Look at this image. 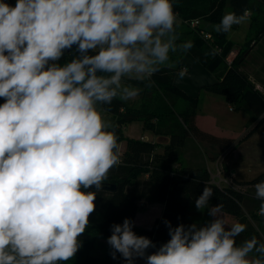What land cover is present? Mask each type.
<instances>
[{"label":"clouds","instance_id":"9594fccd","mask_svg":"<svg viewBox=\"0 0 264 264\" xmlns=\"http://www.w3.org/2000/svg\"><path fill=\"white\" fill-rule=\"evenodd\" d=\"M250 16L226 12L214 29L230 33ZM176 24L172 0H0V264H60L76 255L96 207V192L85 190L99 191L121 163L117 125L104 113L117 98L140 95L127 81L150 86L163 67L175 68L170 53L194 47L177 44ZM73 48L78 55L61 65ZM254 188L264 216V181ZM213 194L206 183L195 200L211 221L165 220L170 239L151 254L156 245L133 231L132 220L111 225L112 258L264 264V241L252 235L237 243L247 225L229 223L223 204L210 206Z\"/></svg>","mask_w":264,"mask_h":264},{"label":"trees","instance_id":"16d2710c","mask_svg":"<svg viewBox=\"0 0 264 264\" xmlns=\"http://www.w3.org/2000/svg\"><path fill=\"white\" fill-rule=\"evenodd\" d=\"M6 2L14 6L16 0ZM172 3L177 18L187 27L189 40L194 44L187 53L216 78L215 82L204 85L202 89L219 95L229 105L242 109L252 122H256L254 129L264 124V118H261L264 117V90H257L241 71L245 65L244 56L251 48L250 44L246 42L243 45L245 48L239 50L228 64L226 60L233 52L234 45L227 39V34L201 26L202 23L212 26L218 24L227 8L238 15L245 9L249 12L256 11L257 6H264V0H172ZM192 21H198V26L191 28ZM254 21L250 19V29L255 25ZM202 32L209 34L211 38H204ZM262 35L264 23L253 42ZM213 49L217 50L215 56L210 55ZM206 53L209 55H205ZM75 55H78L75 48L66 51L59 63L63 65ZM176 73V68L163 67L152 77L154 82L148 87L145 86L147 81H127L141 89L138 105L117 98L106 112L117 125L115 131L119 145L124 143V148L120 151V165L111 169L108 179L103 182V186H115V189L107 190L102 187L97 191L93 186L85 190L96 192L95 211L89 217L85 232L78 238L81 248L71 260L60 264H126L119 253L116 254V259L112 258L111 248H104L101 256L91 253L97 238L107 239L112 234L111 225L122 224L125 218L134 222L139 201L162 205L161 215L150 229L137 228L135 225L133 228L137 235L148 237L156 245V248L148 249L147 254L158 250L170 239L165 220L170 221L173 227L181 223L186 226L192 223L201 226L206 224L188 217L191 205L195 204L206 183L214 192L209 201L210 206L223 204L224 214L247 225V230L237 238V243L252 235L264 241V216L258 215L260 201L255 198L254 188L256 183L264 181V172L247 182H239L249 186L245 187L250 188L249 193H246L239 189L242 187L240 184L239 187L234 184L233 179V186L218 185L205 166L181 162L182 148L188 138L203 144L205 156L211 162L214 155H210L209 149H225L229 147L231 140L212 136L197 128L195 117L199 101L189 97L175 85ZM3 102V98H0V104ZM181 102H185V105L181 106ZM230 109L233 110L231 107ZM133 123H139L142 130L153 135L168 137V142L162 146L161 151H157V144L154 142L126 136L122 129ZM142 260L146 264L145 259Z\"/></svg>","mask_w":264,"mask_h":264},{"label":"rangeland","instance_id":"374dc122","mask_svg":"<svg viewBox=\"0 0 264 264\" xmlns=\"http://www.w3.org/2000/svg\"><path fill=\"white\" fill-rule=\"evenodd\" d=\"M226 12H230L227 8ZM250 19H254L255 25L250 29V22L245 25L233 26L230 33L227 34V39L233 43L234 50L232 55H229L230 61L238 54L239 50H243V46L246 42L250 44L251 48L244 56L245 65L241 68V71L248 77L250 82L254 87L262 91L264 87V35H262L256 42V34L260 29L262 23H264V6H257L256 11L250 12ZM201 26L213 29L214 26L202 23ZM176 34L179 37V43L181 44L190 39L187 34V27L180 22L177 18V24L175 26ZM185 53L176 52L173 53L175 65L181 59ZM139 97L127 101L132 105H138ZM200 105L199 113L201 118L199 120L202 129L212 135L220 137H234L231 140L229 147L225 149H209L210 155L213 154L212 162L206 161L209 165L210 170L214 175L217 170L222 171V175L225 179H233L236 186H240L239 182H247L256 175L264 172V124H261L258 128L254 129L256 122H252L248 115L242 110L233 105H229L223 97L215 94H206L204 92L199 95ZM233 108V110L230 109ZM105 118L110 119L109 115L104 113ZM254 129V130H253ZM124 134L133 136L134 133L139 135L147 136L152 139L151 142L157 144V148L164 145L165 139L163 136H153L151 132L144 131L141 129L139 123H133L126 125L123 129ZM194 145L197 148V152L202 158L207 159L204 153V146L202 143L194 140ZM190 143H187L186 148ZM120 151L122 150L121 145ZM185 148L184 154L182 153L183 161H190L193 164V160H188L189 151L187 152ZM189 148V147H188ZM197 163V164H196ZM185 164V162H184ZM191 165V164H186ZM193 165H203L200 162H194ZM232 182V183H233ZM240 184V185H238ZM222 185H225L222 183ZM239 189L246 193H249L250 188H245L243 185ZM143 206V207H142ZM138 209L140 214L137 218V224L140 227H151L155 219L159 216L157 208H149L145 202L138 203ZM144 210H149L145 213ZM144 214H149V216L143 217ZM190 218L198 219L195 221H202L208 223L213 219V217L208 215V210H197L195 205L190 208L189 212ZM225 219L229 223L236 222L232 216L224 214ZM110 248L107 244V239L97 238L95 243L94 251L91 253L95 256H101L104 248ZM124 260V259H123ZM139 259L134 261V264H139ZM143 264V260L141 263Z\"/></svg>","mask_w":264,"mask_h":264},{"label":"crops","instance_id":"0c3cea01","mask_svg":"<svg viewBox=\"0 0 264 264\" xmlns=\"http://www.w3.org/2000/svg\"><path fill=\"white\" fill-rule=\"evenodd\" d=\"M186 41H189V40H186ZM177 43H179V39L177 40ZM234 50V49H233ZM173 53H170V61L173 62L174 61V56H172ZM174 64V63H173ZM175 65V64H174ZM175 68L177 69V73L186 68L187 69V72L185 74V76L183 77V79H179L177 77V75L175 76V85L181 89L183 92H185L189 97H192V98H197L198 101L200 102L199 100V95L200 93L204 92L206 94H210V93H207L205 92L202 87L206 84H210V83H213L216 81V78L213 74L207 72L189 53H185V55L179 59V61L177 62V64L175 65ZM176 73V74H177ZM185 102H181V106H184ZM200 105V103L198 104V106ZM199 108V107H198ZM200 114H202L201 112L199 113V109L197 110V114H196V117H195V125L197 126L198 129H200L201 131L205 132L201 127V124L199 122L201 116ZM249 117V116H248ZM142 129V127H141ZM207 133V132H205ZM138 133H134L133 136H130V135H126L130 138H134V139H141V140H146V141H150L152 139H149L147 136H144V135H139L136 136ZM209 134V133H208ZM153 135V134H152ZM212 135V134H210ZM153 136H156V135H153ZM212 136H215V135H212ZM215 137H218V138H223V139H230L232 140L234 137H220V136H215ZM165 139V142L167 143L168 142V137H163ZM187 143H190L189 144V148L187 146ZM122 149L124 148V143H121L120 144ZM162 146L161 145L159 148H157V151H161L162 150ZM185 148H186V151L188 152L189 151V154L188 157L189 159L188 160H193V164L194 162H200V164H203V165H198V166H205L210 172H211V175H213L212 171L210 170L209 168V165H207V162L206 161H209L205 158H202L200 156V154L197 152V148L196 146L194 145V141L192 138H188L186 141H185V144L182 148V152H181V162L184 164H191L193 165L192 163H189L190 161H183V158H182V153L184 154V151H185ZM211 162V161H210ZM197 164V163H196ZM193 166H196V165H193ZM146 179V176L144 177ZM243 187H249V186H244ZM141 202H144V201H139L138 203H141ZM137 203V205H138ZM146 203V202H145ZM146 205L149 207V208H157L158 209V212H159V216L157 217V219L160 217L161 215V211H162V205L161 204H148L146 203ZM195 205V204H193ZM191 205V207L193 206ZM143 207V206H142ZM145 213H148L149 210H144ZM189 212H190V209H189ZM189 212H188V217L190 218L189 216ZM140 214V211L138 209L137 211V214H136V217L134 219V225L135 227L137 228H141V229H150L152 227H140L138 226L137 224V218ZM146 216H149V214H144L143 217H146ZM192 220H198V219H194V218H190ZM156 220V219H155ZM139 259V264L141 263V258H137Z\"/></svg>","mask_w":264,"mask_h":264},{"label":"built area","instance_id":"2783aa9c","mask_svg":"<svg viewBox=\"0 0 264 264\" xmlns=\"http://www.w3.org/2000/svg\"><path fill=\"white\" fill-rule=\"evenodd\" d=\"M197 26H198V21H192V22H190V27H191V28H195V27H197ZM201 35H202L204 38H206V39H210V38H211L209 34H206V33H203V32L201 33ZM231 55H232V53H231ZM226 61H227L228 64L231 63L229 57L227 58ZM212 179H213V181H215L218 185H222V183H224L226 186H233L232 179H229V180L225 179L224 176L222 175V171H220V170H217V171H216V174L214 175V178H213V176H212Z\"/></svg>","mask_w":264,"mask_h":264},{"label":"water","instance_id":"95a60500","mask_svg":"<svg viewBox=\"0 0 264 264\" xmlns=\"http://www.w3.org/2000/svg\"><path fill=\"white\" fill-rule=\"evenodd\" d=\"M103 188L107 189V190H114L115 186H102Z\"/></svg>","mask_w":264,"mask_h":264}]
</instances>
